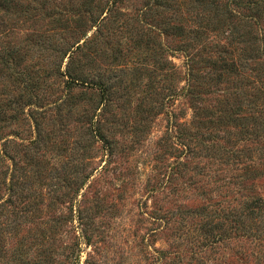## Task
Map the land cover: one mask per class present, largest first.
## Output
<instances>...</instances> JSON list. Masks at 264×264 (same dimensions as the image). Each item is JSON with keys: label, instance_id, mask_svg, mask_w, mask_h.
<instances>
[{"label": "rangeland", "instance_id": "rangeland-1", "mask_svg": "<svg viewBox=\"0 0 264 264\" xmlns=\"http://www.w3.org/2000/svg\"><path fill=\"white\" fill-rule=\"evenodd\" d=\"M17 2L3 40L35 83L0 94L19 100L0 122V264H264V159H246L264 141L224 140L219 125L214 154L180 143L196 129L179 90L184 49L206 56L223 35L195 47L184 3L179 17L153 0ZM67 66L86 83L60 74ZM230 87H211L205 105Z\"/></svg>", "mask_w": 264, "mask_h": 264}, {"label": "trees", "instance_id": "trees-1", "mask_svg": "<svg viewBox=\"0 0 264 264\" xmlns=\"http://www.w3.org/2000/svg\"><path fill=\"white\" fill-rule=\"evenodd\" d=\"M153 2L162 7L171 6L173 10L178 12L179 17L183 16V6L180 5L183 3L188 5L186 15L190 17V24L187 31L191 43L195 47L201 45V48L203 46L201 43L209 38V33L214 37L223 35L224 42L221 45L215 44L212 49L207 51L206 56L195 52L193 47L184 49L186 78L185 84L179 90L189 99L193 111L192 123L194 122L196 128L195 132L190 135L185 134L184 129H180L179 132L183 131V135L185 134L182 136L180 133L181 137L188 139L186 144L180 142L184 149L189 151L191 149L189 142L193 140L195 145H193L192 150H201L202 148L210 151V154H214L215 142L213 141L218 135L216 131H218L219 125L226 128L224 140L235 139V142L244 143L253 139L252 141L263 142L264 0H153ZM17 3V0H0V69L3 67L7 71L4 75L6 81L3 80L2 82L0 79V94H9V85L15 81H21L22 86L28 92H30L28 88L35 83L27 73L17 72L15 68L17 63L13 61H15V55L21 52L19 51L20 48L15 51L14 47H10L9 42L3 40L5 31L3 16L11 13V10L16 8ZM175 28L181 35L184 27L178 24ZM185 45L189 47L190 43L186 42ZM65 56L64 54L62 58ZM74 71L67 66L65 71L60 74L77 84L86 83V80ZM92 83L94 86L96 84V87L102 89L103 92L105 91V85ZM221 83H231L230 90L222 92V97L218 100L217 106L209 109L207 106L209 104L205 105L203 94L214 92L210 88ZM18 107L19 100L17 97L4 99V103L0 102V122L4 120L5 123L6 118L10 120V122L7 121L10 124L19 113ZM6 109L13 111V114L6 115ZM95 116L96 113L93 111L89 119L91 123L96 124L97 137L101 139L104 136L100 132L99 120ZM180 125H185V123H180ZM250 126H254L253 133L249 132ZM3 128L4 125L0 124L1 134ZM235 130L237 138L227 136ZM249 134H252L253 137H250ZM5 142L11 143L12 140L5 138L2 144ZM216 148L220 150V147ZM222 152L233 158L237 155L225 147L222 148ZM251 157H254L258 162L261 161L260 159H264V142L261 148L249 151L246 159L250 161ZM8 189L12 192L10 195L15 194L13 183L8 182ZM255 201L252 200L250 203L255 204ZM247 220L253 221L255 217H238L235 220V229L246 230ZM262 223L264 224V220ZM260 237L264 238L263 230L262 232L260 230Z\"/></svg>", "mask_w": 264, "mask_h": 264}]
</instances>
